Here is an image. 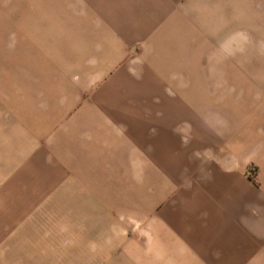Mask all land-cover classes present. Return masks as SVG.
Here are the masks:
<instances>
[{"label": "crops", "instance_id": "crops-1", "mask_svg": "<svg viewBox=\"0 0 264 264\" xmlns=\"http://www.w3.org/2000/svg\"><path fill=\"white\" fill-rule=\"evenodd\" d=\"M0 6V264H264V0Z\"/></svg>", "mask_w": 264, "mask_h": 264}, {"label": "rangeland", "instance_id": "rangeland-1", "mask_svg": "<svg viewBox=\"0 0 264 264\" xmlns=\"http://www.w3.org/2000/svg\"><path fill=\"white\" fill-rule=\"evenodd\" d=\"M8 2L9 4L11 3H15V0H2V2ZM0 3H1V0H0ZM1 7V6H0ZM11 9V8H10ZM11 15H15V14H11L9 13V18H11L10 16ZM12 32V34H11ZM10 36H15V29H10ZM201 86V92L200 93H186L185 94V103H193V102H200V103H196V107L195 108H189V107H186L184 110H181V112L183 111V114H181V116H183L184 118H192L193 116L194 117H197V116H200L201 118H209V117H215V113L217 112V110H213L211 108H208V93H207V90H208V78L207 77H203V78H200V84ZM140 99V98H138ZM143 99V97H142ZM199 104V106H198ZM143 112L144 110H139V112ZM222 112H224L225 110H221ZM209 114H211L209 116ZM107 143V142H106ZM160 143V142H159ZM114 146L113 148H118V145H119V150L121 152L122 155H125L124 157L121 156L120 158V162L122 163V165L124 164H130L131 165V170H133L132 168H134L136 171L135 172H131L129 174H126V173H123L122 175H125L126 178H130V179H133L135 178L136 180L138 181H143L144 180V176H145V173L142 171H140L142 168H143V165L145 164V158L144 157H128L126 152L127 150H130V152L134 153L137 151H139V148L143 147V142H131V141H121V142H114ZM141 144V145H140ZM133 145H136L135 148L136 150L134 149ZM141 150V149H140ZM172 152H170L171 154L167 157H164L163 154L161 152H159L160 154L158 155V164L155 162L154 166H158V168L162 167V166H165L166 165V162L168 165H178L179 164V158H176V153L174 152V150H171ZM140 153H143V150L139 151ZM167 159L169 160V162L167 161ZM110 160L112 161L113 159L110 158ZM142 165V167L140 166ZM154 169V171H146V173L149 175V177H151L149 180H147L145 182V184H149L151 183L152 181L154 183H162V182H165L166 180V183L169 182L168 180H171L172 178V175H173V172L171 171L170 174L167 173V172H161V168L160 170H156ZM175 173V172H174ZM253 174V173H252ZM175 175V174H174ZM155 176H157L158 178H155ZM154 177V178H153ZM171 183V182H169ZM159 184V185H160ZM152 185V184H150ZM131 192L132 191H137L138 193H140V191H143V189H135V190H130ZM135 200V203L136 205H139L140 206V200H141V197L139 196H133ZM138 207V206H137ZM180 263L182 264H202L200 262V259L198 258V256H194L193 252L191 251H185L184 253H182V256H181V261Z\"/></svg>", "mask_w": 264, "mask_h": 264}]
</instances>
